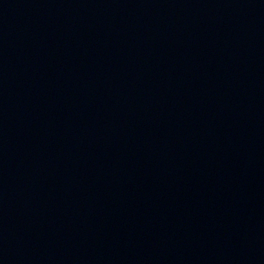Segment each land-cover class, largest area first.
<instances>
[{
    "label": "water",
    "instance_id": "obj_1",
    "mask_svg": "<svg viewBox=\"0 0 264 264\" xmlns=\"http://www.w3.org/2000/svg\"><path fill=\"white\" fill-rule=\"evenodd\" d=\"M0 264H264V0H178L2 194Z\"/></svg>",
    "mask_w": 264,
    "mask_h": 264
}]
</instances>
